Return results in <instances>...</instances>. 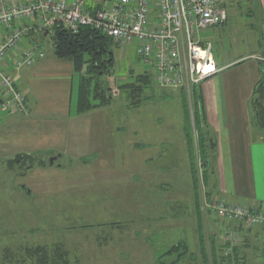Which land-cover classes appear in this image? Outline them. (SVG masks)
<instances>
[{
  "label": "rangeland",
  "instance_id": "obj_1",
  "mask_svg": "<svg viewBox=\"0 0 264 264\" xmlns=\"http://www.w3.org/2000/svg\"><path fill=\"white\" fill-rule=\"evenodd\" d=\"M258 2L228 0V25L203 30L202 36L215 42L221 37L223 46L215 48L219 56L233 41L239 48H258L263 31ZM51 36H33L46 56L16 70L22 75L19 84L33 91L38 125L25 112L5 111L10 120L0 126V264H30L26 246L59 242L73 264H160L158 253L181 240L188 241L197 258L178 264H201L202 233L209 251L215 235L222 238L230 224L221 216L228 223L219 225L216 213L205 205L217 176L209 157L207 185L198 149L195 162L191 158L183 99L155 84L134 105L120 85L145 70L153 73V65L140 57L136 46L116 45L115 71L106 77L114 101L83 116L67 136L61 131L66 127L67 89L73 81L75 107L81 73L68 72L71 63L55 56ZM29 75L28 84L24 77ZM190 112L194 128L193 106ZM21 148L29 154L41 151L46 164L35 162L23 174L9 168L7 160ZM194 167L201 211L195 201ZM246 258V264L264 260L257 253Z\"/></svg>",
  "mask_w": 264,
  "mask_h": 264
},
{
  "label": "built area",
  "instance_id": "obj_2",
  "mask_svg": "<svg viewBox=\"0 0 264 264\" xmlns=\"http://www.w3.org/2000/svg\"><path fill=\"white\" fill-rule=\"evenodd\" d=\"M228 19L223 0H0L2 109L27 111L26 95L16 88L7 69L20 70L45 57L36 37L32 36L31 45L25 44L32 38L30 33H51L55 26L73 32L91 27L116 45L136 46L140 57L153 65L154 80L160 86L190 91L192 85L219 71L213 45L203 41L202 31ZM205 205L229 219L222 236L229 243L228 251L240 242L235 225L264 229V210L256 205L218 199H208Z\"/></svg>",
  "mask_w": 264,
  "mask_h": 264
},
{
  "label": "crops",
  "instance_id": "obj_3",
  "mask_svg": "<svg viewBox=\"0 0 264 264\" xmlns=\"http://www.w3.org/2000/svg\"><path fill=\"white\" fill-rule=\"evenodd\" d=\"M227 2L228 0H223L224 5L228 4ZM259 9L263 17L262 37L257 40L259 49H251L248 46L239 48L236 46V41H233L232 45L229 44L231 47L229 51L225 53L220 51L223 55L219 56L215 52V48L223 46L221 37L216 39L215 42L212 38L203 37L201 33L203 41L211 42L213 45V53L219 71L201 83L192 85L190 91L185 88L180 91H172L179 94L181 98L183 95H187L191 106H193V88L200 86L202 90V107L216 142L215 148L210 150L209 155L212 159L213 176H217V179L214 177V183L208 187L206 197L222 200L226 203L256 205L259 209L264 210V132L254 121L252 108L255 86L264 77V0H260ZM228 13V21L223 25L214 26L215 28L228 25L232 20V14L229 11ZM32 40L33 38H27L25 44L31 45ZM68 61L71 63V67L66 68L68 72L71 70L76 71L72 61ZM7 70L14 78L16 88L26 95L27 111L25 113L29 115L28 121L38 125V122H36L37 101L35 105L32 104V100L35 101L33 91L29 87L23 88L19 84L22 78L19 72L12 68ZM26 77L24 79L29 84L31 75ZM70 84V88L67 89L69 105L66 107V117L63 118L65 124L62 125V127H66L61 130L67 136L71 134L72 126L77 124L78 120L102 108L97 107L84 114H78L76 106L74 107L72 104L75 83L72 81ZM0 110L3 111L1 102ZM33 112L34 116L32 115ZM0 113L2 116L0 126H3L10 119L7 118L5 111ZM43 148L42 150H44ZM24 149L21 148V150L15 151L12 156L25 152ZM32 151L30 154H39L43 157L41 151ZM215 218L219 221V225L222 224V227H226L227 219L218 215ZM235 228L239 232L241 252L244 255L257 253V255L264 256L263 228L257 226L241 227L239 225H235ZM260 264H264V260Z\"/></svg>",
  "mask_w": 264,
  "mask_h": 264
},
{
  "label": "trees",
  "instance_id": "obj_4",
  "mask_svg": "<svg viewBox=\"0 0 264 264\" xmlns=\"http://www.w3.org/2000/svg\"><path fill=\"white\" fill-rule=\"evenodd\" d=\"M258 6H260V0ZM50 34L52 35L55 55L60 59L72 61L75 70L81 73L76 105L77 113L84 114L94 108L111 104L115 95L112 87L106 82V77H109L115 71L114 48L116 44L113 39L91 27H81L78 32H73L63 26H55L53 32L47 35L43 32L40 35L42 38H47ZM32 36H34L32 33L28 35V37ZM155 84L153 73L145 70L138 73L132 80L122 83L120 88H123L129 94L133 104L137 106L145 100V91L148 88H153ZM192 92L194 128L191 122L188 97L187 95L182 97L184 113L188 123L186 134L188 135L191 158L194 160L195 150L198 149L199 155L204 160V180L208 185L211 182L209 167H207L209 154L210 150L215 148L216 142L202 107L201 87L195 86ZM252 106L254 121L264 132V77L255 86ZM193 129H195V132ZM193 133L196 134V137ZM196 142L197 144H195ZM193 172L195 201L199 211H201L202 201L198 190L199 179L195 167ZM239 226L243 227L245 225ZM204 239V233H202L200 240L201 264H246V255L241 252V240L233 246L231 251H228L229 243L215 235L211 242V250L208 251ZM25 255L27 260L31 261L30 264H73L69 250L60 242L53 245L26 246ZM157 257L160 264H178L185 258H190V260L197 258L196 253L191 251L187 240H181L171 247H165L163 251L158 253ZM168 258L171 259L170 262H168Z\"/></svg>",
  "mask_w": 264,
  "mask_h": 264
},
{
  "label": "water",
  "instance_id": "obj_5",
  "mask_svg": "<svg viewBox=\"0 0 264 264\" xmlns=\"http://www.w3.org/2000/svg\"><path fill=\"white\" fill-rule=\"evenodd\" d=\"M47 34L48 31L45 32V35ZM56 159L57 157L52 158L50 160V163L52 164ZM35 162L42 165L46 164V161L42 159V157L39 154L33 155L25 152H20L17 153L14 157L9 158L7 160V166L11 169L16 168L18 171H20L23 174L24 170L32 166Z\"/></svg>",
  "mask_w": 264,
  "mask_h": 264
}]
</instances>
